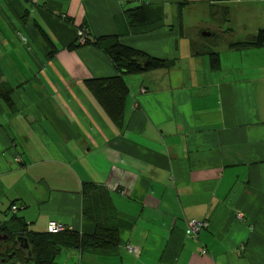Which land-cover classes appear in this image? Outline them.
<instances>
[{
  "label": "crops",
  "instance_id": "0c3cea01",
  "mask_svg": "<svg viewBox=\"0 0 264 264\" xmlns=\"http://www.w3.org/2000/svg\"><path fill=\"white\" fill-rule=\"evenodd\" d=\"M226 3L0 0V228H22L15 215L33 231L91 234L85 205L115 218L119 244L66 248L63 264H264V45L232 48L250 36L197 19L204 7L226 23ZM134 6L145 24L130 23ZM81 28L169 63L123 76L121 125L85 83L116 74L110 58L69 47ZM193 221L207 226L193 234Z\"/></svg>",
  "mask_w": 264,
  "mask_h": 264
},
{
  "label": "trees",
  "instance_id": "16d2710c",
  "mask_svg": "<svg viewBox=\"0 0 264 264\" xmlns=\"http://www.w3.org/2000/svg\"><path fill=\"white\" fill-rule=\"evenodd\" d=\"M130 23L142 25L146 23V17L141 6H134L127 10ZM40 33L53 48L50 38L44 30L37 25ZM78 40V39H77ZM82 44H90L98 47L110 58L116 69V74L105 77H93L85 80L86 87L96 98L98 103L116 125H121L124 117L125 103L128 95V87L124 82V75L141 74L148 70L167 66L165 59L152 56L145 51L121 44L116 36H101L91 39L85 33L84 42L73 43L69 47L74 48ZM264 45V27L259 28L249 38L235 41L230 47L236 49L260 47ZM210 60L213 67L219 65L218 53L211 52ZM95 186L84 183L82 187L83 204L89 193V188ZM15 206V205H12ZM11 206V208H12ZM13 210V209H12ZM15 211V210H14ZM84 215L95 221L96 228L93 233H80L72 229H64L60 232L33 231L26 228L22 217H11L12 221L20 222L22 228L10 231L6 227L0 228L1 235L6 234L7 239L0 240V264H53L56 257L63 249H100L109 250L119 244V227L114 217L102 222L99 217L90 213L83 206ZM24 227V228H23ZM24 236L30 246V253L18 246L16 236ZM15 251L11 258L9 254Z\"/></svg>",
  "mask_w": 264,
  "mask_h": 264
},
{
  "label": "rangeland",
  "instance_id": "374dc122",
  "mask_svg": "<svg viewBox=\"0 0 264 264\" xmlns=\"http://www.w3.org/2000/svg\"><path fill=\"white\" fill-rule=\"evenodd\" d=\"M226 4L228 8V21L226 23L216 21L215 17L209 19L206 11L204 12V7L199 10L197 19L214 26L216 29H219V27L223 30L229 28L221 33L226 32V36L231 40L245 39L254 34L259 28L264 27V0H227ZM218 15H216L217 18L220 17ZM209 42L211 44L212 39ZM63 254L64 249L56 257V262L64 263L62 260Z\"/></svg>",
  "mask_w": 264,
  "mask_h": 264
},
{
  "label": "built area",
  "instance_id": "2783aa9c",
  "mask_svg": "<svg viewBox=\"0 0 264 264\" xmlns=\"http://www.w3.org/2000/svg\"><path fill=\"white\" fill-rule=\"evenodd\" d=\"M77 35H78V40L80 42H84V40H85V29L84 28L79 29L77 32ZM12 209L15 210L16 206H12ZM190 225H191L192 233L196 234L201 227L207 226V222L206 221H193L190 223ZM64 229H66V227L63 224L55 222V221H51L47 225V231L48 232H60V231H63ZM133 251L136 254H138V250L133 249ZM203 252H204V250H203ZM53 264H59V263H53Z\"/></svg>",
  "mask_w": 264,
  "mask_h": 264
},
{
  "label": "water",
  "instance_id": "95a60500",
  "mask_svg": "<svg viewBox=\"0 0 264 264\" xmlns=\"http://www.w3.org/2000/svg\"><path fill=\"white\" fill-rule=\"evenodd\" d=\"M202 34L205 36L210 35V33L207 31L202 32ZM7 238H8V236L6 234H3V235L0 234V239H7ZM15 240L17 241L18 246L20 248L25 249L28 251V253H30V246H29V243H28L26 237L19 235V236H16ZM14 253H15V251H13L12 254H9L8 258H11L14 255Z\"/></svg>",
  "mask_w": 264,
  "mask_h": 264
}]
</instances>
